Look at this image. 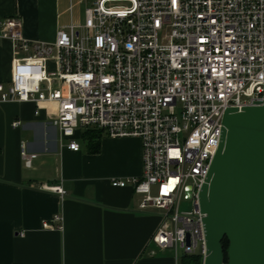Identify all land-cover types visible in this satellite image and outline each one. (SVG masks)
<instances>
[{
  "label": "built area",
  "instance_id": "2783aa9c",
  "mask_svg": "<svg viewBox=\"0 0 264 264\" xmlns=\"http://www.w3.org/2000/svg\"><path fill=\"white\" fill-rule=\"evenodd\" d=\"M81 23L51 42L25 38L18 16L0 20L14 52L0 103H30L66 148L83 132L141 144L139 177L111 181L142 197L160 224L151 257H206L199 193L219 147L224 112L264 105V0H90ZM20 121L12 122L13 128ZM30 168L37 154L20 142ZM39 189L60 197L59 186ZM61 222L55 215L44 229ZM20 236H23L21 233ZM225 264V262H223Z\"/></svg>",
  "mask_w": 264,
  "mask_h": 264
},
{
  "label": "crops",
  "instance_id": "0c3cea01",
  "mask_svg": "<svg viewBox=\"0 0 264 264\" xmlns=\"http://www.w3.org/2000/svg\"><path fill=\"white\" fill-rule=\"evenodd\" d=\"M85 8L79 20L69 13L61 21L59 0H0V20L18 16L25 38L51 42L61 27L81 23ZM17 54L9 41L0 45V83L9 81ZM50 110L41 107L35 117L30 103H0V264H174L169 252L148 253L158 213L140 211L142 197L131 187L111 185L141 175L139 139L100 133L89 142L83 132L80 150L72 152L59 141ZM16 120L21 125L13 128ZM21 141L37 154L30 168L20 157ZM41 185L59 186L65 195ZM55 215L61 222L44 229Z\"/></svg>",
  "mask_w": 264,
  "mask_h": 264
},
{
  "label": "water",
  "instance_id": "95a60500",
  "mask_svg": "<svg viewBox=\"0 0 264 264\" xmlns=\"http://www.w3.org/2000/svg\"><path fill=\"white\" fill-rule=\"evenodd\" d=\"M219 147L199 193L203 264H264V105L227 109Z\"/></svg>",
  "mask_w": 264,
  "mask_h": 264
},
{
  "label": "rangeland",
  "instance_id": "374dc122",
  "mask_svg": "<svg viewBox=\"0 0 264 264\" xmlns=\"http://www.w3.org/2000/svg\"><path fill=\"white\" fill-rule=\"evenodd\" d=\"M90 0H71V3L68 0H59V18L61 21H67L69 13L73 14V18L79 20L81 18V12L83 9L90 5ZM16 56H22L17 54Z\"/></svg>",
  "mask_w": 264,
  "mask_h": 264
},
{
  "label": "trees",
  "instance_id": "16d2710c",
  "mask_svg": "<svg viewBox=\"0 0 264 264\" xmlns=\"http://www.w3.org/2000/svg\"><path fill=\"white\" fill-rule=\"evenodd\" d=\"M82 135H84V136L88 135L86 138L89 142H92L93 140H99L100 136H101L100 132L95 131V130L86 131ZM227 247H228V242L225 239L222 242V249H223V253H224V262L227 261V256H226ZM180 264H201V258L197 255L183 256L181 258Z\"/></svg>",
  "mask_w": 264,
  "mask_h": 264
}]
</instances>
